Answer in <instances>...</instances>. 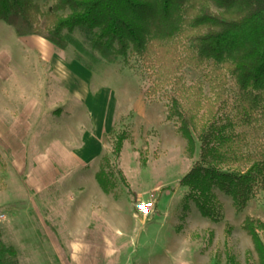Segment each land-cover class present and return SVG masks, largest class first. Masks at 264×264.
Listing matches in <instances>:
<instances>
[{
	"label": "trees",
	"instance_id": "16d2710c",
	"mask_svg": "<svg viewBox=\"0 0 264 264\" xmlns=\"http://www.w3.org/2000/svg\"><path fill=\"white\" fill-rule=\"evenodd\" d=\"M0 25L14 39L37 38L80 53L69 39L75 33L100 61L136 62L147 74L143 100L163 104L161 122L193 156L176 186L199 219L220 221L211 192L227 199L233 214L264 196V137L248 151L245 133L264 129V0H51L42 11L32 0H0ZM184 69L197 72L199 81L183 85ZM109 136L114 161L126 136ZM101 176L93 182L102 192ZM238 230L255 264H264V223L243 219ZM227 235L223 226V240ZM0 264H16L1 244Z\"/></svg>",
	"mask_w": 264,
	"mask_h": 264
},
{
	"label": "crops",
	"instance_id": "0c3cea01",
	"mask_svg": "<svg viewBox=\"0 0 264 264\" xmlns=\"http://www.w3.org/2000/svg\"><path fill=\"white\" fill-rule=\"evenodd\" d=\"M6 34L0 29V151L9 159L11 189L42 214V222L35 219L43 227L28 231L33 261L42 263L35 255L43 253V264H212L171 233L165 214L140 219L125 204L119 213L114 189L96 187L104 137L120 115L111 96L87 87L84 70L51 54L33 60L56 84L19 86L24 72L13 66L20 60ZM149 107L127 108L144 132L152 128Z\"/></svg>",
	"mask_w": 264,
	"mask_h": 264
},
{
	"label": "rangeland",
	"instance_id": "374dc122",
	"mask_svg": "<svg viewBox=\"0 0 264 264\" xmlns=\"http://www.w3.org/2000/svg\"><path fill=\"white\" fill-rule=\"evenodd\" d=\"M32 1L40 11L51 2V0ZM0 29L4 34L7 33V38L10 37L11 40H8L12 44L13 54H18L17 59L20 63L19 65L14 63L13 66L18 68L21 66L20 70L24 72L19 86L55 85L56 81L49 78L44 69L33 60L51 54L62 62L70 61L84 70L88 80L87 87L102 90L104 95L111 96L115 110L117 109L120 115L110 132L114 136L118 131H123L126 139L121 143L116 159L111 161L108 153L112 141L109 140L110 136L104 138L106 155L101 160L102 163L98 164L95 174L102 175L103 194L114 189V197L118 199L119 213L127 211L122 204L127 205L130 213L134 214V205L148 202L152 206L151 214L157 216L165 214L168 217L166 224L169 225L168 229L171 233L181 236L183 244L196 246L199 257H207L212 264H224L223 256H228V264H245L246 255V264H255L248 239L238 230V226L243 219L264 223V196L255 195L240 213L233 214L228 200L216 192H211L220 208V221L216 225H211L198 218L192 206L183 200L182 191L176 186L177 181L193 160V156L187 157L183 153V144L172 134L170 125L161 122L163 104L154 100H143L142 93L148 87L147 74L139 69L136 62L130 59L100 61L94 55L86 53L81 39L75 33H72L69 39L79 46L80 53H75L68 47L57 51L37 38L14 39L9 29L1 25ZM6 44L4 43L1 51L4 57H8L7 54L10 53L9 46ZM180 76L185 86L199 81V74L188 69H184ZM70 82L73 83L74 80ZM9 84L16 85L12 81ZM200 90L204 96L203 85L200 86ZM148 106H151L148 124L152 128L144 132L141 126L132 120L133 117L127 108L146 109ZM245 133L248 151L258 146L264 137V129L260 127ZM1 154L0 151V244L13 252L16 264H43V253L34 254L41 258L42 263L33 261L29 253V247L33 242L28 239L30 229L37 233L33 227L43 225L35 219L37 217V220L42 222L38 219L42 217V214L35 216L33 208L29 209L24 194L18 198L20 195L18 190L11 189L9 159ZM134 189L144 190L133 192ZM145 190H151L149 196ZM223 226L228 228L225 240L221 237ZM259 241L264 246V235L259 236Z\"/></svg>",
	"mask_w": 264,
	"mask_h": 264
},
{
	"label": "built area",
	"instance_id": "2783aa9c",
	"mask_svg": "<svg viewBox=\"0 0 264 264\" xmlns=\"http://www.w3.org/2000/svg\"><path fill=\"white\" fill-rule=\"evenodd\" d=\"M151 210L152 206L148 202L138 203L133 206L134 215L140 219H145L151 213Z\"/></svg>",
	"mask_w": 264,
	"mask_h": 264
}]
</instances>
